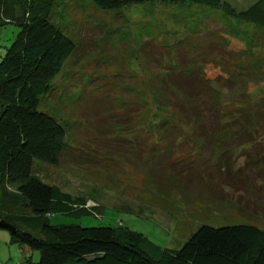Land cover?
<instances>
[{
    "label": "rangeland",
    "instance_id": "obj_1",
    "mask_svg": "<svg viewBox=\"0 0 264 264\" xmlns=\"http://www.w3.org/2000/svg\"><path fill=\"white\" fill-rule=\"evenodd\" d=\"M222 1L244 10L255 0ZM5 19L0 17V55L17 32V26ZM50 19L75 44L74 53L53 80V89L40 103L43 111L64 126L65 147L58 165L34 161L33 170L42 181L83 197L91 210L88 214H52L47 217L49 223L121 224L140 237L137 246L149 255L154 254V248H179L200 225L253 224L264 229V186L260 187L264 176L262 180L256 173L260 166L259 171L264 168V134L235 147L228 156V174L240 175L246 184L238 189L214 182L222 197L211 196L199 184L208 179L218 153L199 142L191 147L179 141L177 147L165 149L167 155L157 143L134 147L124 142L114 147V153L102 151L92 163L73 162L77 148L84 147H79L87 126L82 115L84 98L92 95L142 100L141 123L149 127L158 115L160 125L169 121L170 127L186 130L169 110L152 104L159 99L157 86L164 74L161 67L182 63L181 56L195 61L210 78L249 73L245 76L248 100L262 99L264 28L229 17L221 8L189 2H149L109 11L97 9L89 0H54ZM254 150L256 155L246 156ZM205 156L207 163L202 164L199 159ZM168 164L176 166L174 172ZM186 165L185 169H194L193 174L200 177L195 174L190 178L188 189L182 183V167ZM149 166L161 184L154 185L149 179ZM167 176L172 177L169 186ZM198 187L201 192H196ZM5 188L0 181V193ZM23 229L34 235L38 232L35 224ZM9 234L10 230L0 228V264H35L38 250L11 241Z\"/></svg>",
    "mask_w": 264,
    "mask_h": 264
},
{
    "label": "trees",
    "instance_id": "obj_2",
    "mask_svg": "<svg viewBox=\"0 0 264 264\" xmlns=\"http://www.w3.org/2000/svg\"><path fill=\"white\" fill-rule=\"evenodd\" d=\"M89 2L97 9L109 11L149 2H189L221 8L229 17L264 28V0H255L244 10L222 0ZM53 3L54 0H0V17L17 26V32L0 55V181L7 186L0 193V221L12 227L10 240L37 249L35 264H264V229L253 224L200 225L179 248H154V254L149 255L137 246L140 237L121 224L49 223L47 217L52 214H88L91 210L83 197L42 181L33 170L34 161L58 165L65 147L64 126L40 108L42 98L53 89L54 78L75 51L73 40L50 19ZM7 6L12 9L11 18L3 16ZM180 60L178 65L161 67L164 74L157 86L159 99L152 104L169 110L186 130L170 127L169 121L160 125L158 115H154L149 127L141 123L142 100L118 101L108 95H92L84 98L82 115L87 126L79 143V147H84L77 148L73 162L92 163L102 151L114 153V147L124 142L134 147L157 143L166 155L165 149L179 141L191 147L199 142L213 153L218 151L208 179L199 183L208 194L222 197L214 182L233 188L246 184L241 182L240 175L228 174L227 158L235 147L264 134V97L255 102L248 100L245 76L249 73L210 78L203 75L195 61H185L182 56ZM251 152L246 156L257 154L256 150ZM199 160L207 163L206 156ZM166 162L170 163L168 159ZM186 167H182V183L188 189L189 179L196 173ZM168 168L173 171L176 166L168 164ZM258 169L256 173L263 180L264 168ZM153 171L149 166L147 176L154 185L161 184ZM165 178L169 186L172 177ZM199 190L200 187L196 192L202 191ZM33 224L38 226L36 235L23 229Z\"/></svg>",
    "mask_w": 264,
    "mask_h": 264
},
{
    "label": "water",
    "instance_id": "obj_3",
    "mask_svg": "<svg viewBox=\"0 0 264 264\" xmlns=\"http://www.w3.org/2000/svg\"><path fill=\"white\" fill-rule=\"evenodd\" d=\"M0 227L1 228H5V229H8V230H12V227L9 225V224H7V223H5V222H2V221H0Z\"/></svg>",
    "mask_w": 264,
    "mask_h": 264
},
{
    "label": "crops",
    "instance_id": "obj_4",
    "mask_svg": "<svg viewBox=\"0 0 264 264\" xmlns=\"http://www.w3.org/2000/svg\"><path fill=\"white\" fill-rule=\"evenodd\" d=\"M3 14L9 15V16H4ZM3 14L2 15L4 17H11L13 15L11 7L7 6V12H5V13L3 12Z\"/></svg>",
    "mask_w": 264,
    "mask_h": 264
}]
</instances>
